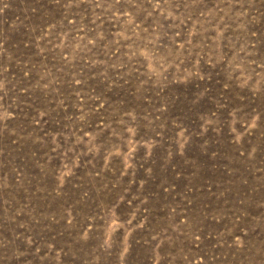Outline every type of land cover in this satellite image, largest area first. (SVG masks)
Wrapping results in <instances>:
<instances>
[{"label": "rangeland", "instance_id": "1", "mask_svg": "<svg viewBox=\"0 0 264 264\" xmlns=\"http://www.w3.org/2000/svg\"><path fill=\"white\" fill-rule=\"evenodd\" d=\"M0 264H264V0H0Z\"/></svg>", "mask_w": 264, "mask_h": 264}]
</instances>
